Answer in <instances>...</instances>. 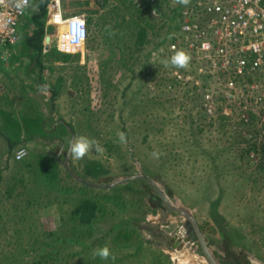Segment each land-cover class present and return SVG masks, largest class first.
<instances>
[{
  "label": "rangeland",
  "instance_id": "rangeland-1",
  "mask_svg": "<svg viewBox=\"0 0 264 264\" xmlns=\"http://www.w3.org/2000/svg\"><path fill=\"white\" fill-rule=\"evenodd\" d=\"M138 1L80 0L77 7L68 1L90 19L91 33L85 44L72 47L61 41L70 18L64 25L52 18L55 34L44 51L71 57L66 66L52 67L49 79L53 86L64 79L60 104H46V86L33 95L44 101L38 107L0 104L19 120L44 116L53 135L49 145L26 148L61 163L58 180L45 184L33 166L1 170L0 151V264H208L191 224L161 203L148 182L98 188L135 176L149 178L173 208L193 215L220 264H264V120L253 115L245 122L237 93H227L223 77L210 75L220 68H210L182 43L194 38L183 34V9L191 23L210 22L199 1L166 0L161 11L155 7L154 39L143 47L138 20L148 8L139 9ZM180 43L177 51L186 49L190 63L165 66L175 54L172 44ZM81 136L101 150L76 160L68 148ZM86 202L97 205L90 225L75 215ZM125 232L130 240L116 239ZM104 246L114 262L94 256Z\"/></svg>",
  "mask_w": 264,
  "mask_h": 264
},
{
  "label": "built area",
  "instance_id": "built-area-1",
  "mask_svg": "<svg viewBox=\"0 0 264 264\" xmlns=\"http://www.w3.org/2000/svg\"><path fill=\"white\" fill-rule=\"evenodd\" d=\"M32 1L27 0V5L21 11L16 8L21 0H0L1 60L6 61L10 56V47L17 45L20 22L27 15ZM197 1L200 12L210 22L203 27L191 23L192 15L185 10L182 16L186 21L182 31L186 37L192 34L194 38L184 39L182 43L188 44L199 56L209 61L210 68H220L210 75L216 81H220L218 77H223V90L237 93L239 104H244L242 119L245 122H249L253 115L263 121L264 0ZM51 10L57 21H63L61 0H51ZM62 38L67 45L77 46L85 39V33L83 37L79 32L74 36L67 33ZM180 47L181 43L172 44L171 51L176 52Z\"/></svg>",
  "mask_w": 264,
  "mask_h": 264
},
{
  "label": "trees",
  "instance_id": "trees-1",
  "mask_svg": "<svg viewBox=\"0 0 264 264\" xmlns=\"http://www.w3.org/2000/svg\"><path fill=\"white\" fill-rule=\"evenodd\" d=\"M86 1L90 2V0H86ZM89 2H86L87 6L89 5ZM138 2L139 5H137V7L139 9L141 8V6L144 5L148 8V12H145V17L140 16L138 20L141 26H139V31L137 30V34L139 36L138 37L139 43L143 47L147 43V41L154 39V35L150 33V31L153 32L154 30L153 29L154 22L152 19H153V14L157 11L155 10L156 9L155 7H157L158 10L161 11L160 9H162V6L166 2V0H154L153 1L154 4H151L150 0H147V3L143 0L142 1L139 0ZM34 3L36 4L34 5ZM49 6H50V0H34L30 8L28 9L27 15L21 20L20 28L22 22L24 21L22 24V29H23L22 36L26 39L24 45L22 46L24 48V53L34 52L37 54V56H39V58L40 56L42 57V54L44 53L45 50L44 47L45 38L50 36L46 28V19H47ZM182 12L183 11H181L180 13V19L183 18ZM88 23L90 25L89 18H88ZM20 28H19V40H20ZM28 31L32 33L31 36L29 35ZM50 31H52V28L50 29ZM19 40L15 47H10L9 49L10 57L17 50L16 48L19 46ZM50 52L51 55L49 60L52 59L53 63L62 62L65 65L71 63L70 55L60 54L59 51H57L54 48H52V51ZM1 61L4 62L3 60ZM37 65L39 70H44L43 69L44 67L42 66V59L38 60ZM52 65L55 66L56 64H52ZM51 70H53L52 67ZM64 85H65L64 79L60 77L56 81L55 86L51 85L50 87H47L45 89L47 90L46 92H51L50 94L52 96V99L53 101H55L61 95ZM0 115L6 118L5 135L7 142H9L11 152L14 151L16 148L21 150L25 149L26 147L24 145L33 141L34 135L40 136L44 140H48L53 136L50 131L46 130V127L44 125L45 121L42 119L26 120L24 121L25 122L24 126H21L18 123H10L12 121L11 115H6L2 112H0ZM43 159H41L42 161L40 160V163L38 164L39 178H41V181L44 182L45 184L54 183L59 178V174H60L59 166L61 164L60 159L53 158L52 156L47 160L46 159L43 160ZM88 174H91V172L88 171ZM159 201L162 203L160 199ZM96 211H97V205L92 204L91 202H86L76 209L75 215H79L81 217L82 223H85L86 225H90L92 220L96 216ZM112 232H114V229L112 230ZM193 236L195 237L194 234ZM116 239L117 240L123 239L128 241L130 240V234L128 232H125L124 234H119Z\"/></svg>",
  "mask_w": 264,
  "mask_h": 264
},
{
  "label": "crops",
  "instance_id": "crops-1",
  "mask_svg": "<svg viewBox=\"0 0 264 264\" xmlns=\"http://www.w3.org/2000/svg\"><path fill=\"white\" fill-rule=\"evenodd\" d=\"M61 1H62V14L64 15L65 18L67 16H68L67 18H71V17L82 14V11L79 8H78V11H75L71 9V7L68 4V1H71V4L76 3L74 4L76 6L77 2H79L80 0H61ZM35 4L36 3H34V5ZM52 18H53L52 10L50 7H48L46 28L51 37L45 38V41H44L45 51L48 50L46 46L48 44L47 40L52 39L53 38L52 35L55 34V31L50 33L51 32L50 29L53 28L52 26L54 25V21L52 20ZM22 24L20 28L19 46L16 48L17 50L14 52V54L7 60L8 62H10V64L8 65L7 63H4L5 61L2 62L0 60V62L3 63V64L0 63V104H33L34 106L38 107L37 104H44V101L41 102L40 100L42 98H36V96L33 97V95L35 94V92H37L38 90L37 87L39 86L50 87L51 86L49 79L55 70L54 71H52L51 69L47 70V67L48 66L53 67L54 65L52 64L54 63L52 59L49 60L51 61V64L48 63L49 62L48 58H50V55H51V53L49 52L44 51V53L42 54V57L40 56V58L34 52L24 53V48L22 46L24 45L26 39L22 36V31H23ZM28 32H29V35L31 36L32 33L30 31ZM50 43H51V40H50ZM59 53L63 54L61 52ZM39 59L40 60L42 59V66L44 67L43 68L44 70L38 69L37 63ZM55 66L60 67V66H66V65L56 64ZM17 76H20L21 79L18 78ZM22 83L24 84V87L21 85ZM31 83L35 86V88L32 86ZM58 98L56 99V101H53L52 96L47 95V99L45 102L46 104H60L59 103L60 101L57 102V100H59ZM6 109L7 108L1 107L0 112L6 115H11L12 121L10 123H18L21 126H24V123H25L24 121L26 120L42 119L46 122V119L44 118V116L37 115V114L34 115L33 117L24 116L19 120L16 116H13V114H11L12 113L11 110H6ZM44 125L46 127V130L49 131L47 128V125L46 124ZM5 130H6V118L0 115V151L3 150L4 152L3 156L5 158V160L3 159L4 163H1V170H6L8 167V168H11L10 170L14 171V167H16L17 165H20L21 170L25 171L26 168L33 166L35 170V174L39 175V165L38 164L40 163V160L43 158L47 160L51 156H49L48 153L41 152L38 148L36 149H38L39 151H36L34 148L32 151L30 150L31 152L28 151L29 155L25 161L21 163L16 162L13 157H14V152L16 151L17 148L11 152L9 142H7L6 140ZM25 136H26V133H25ZM33 138H34L33 141L29 142L28 144L24 146L29 148L30 146H33V145H36L37 147H39L40 145L42 146L49 145L48 141L42 139L40 136L34 135Z\"/></svg>",
  "mask_w": 264,
  "mask_h": 264
},
{
  "label": "clouds",
  "instance_id": "clouds-1",
  "mask_svg": "<svg viewBox=\"0 0 264 264\" xmlns=\"http://www.w3.org/2000/svg\"><path fill=\"white\" fill-rule=\"evenodd\" d=\"M178 2L181 4L187 5L188 0H178ZM26 5H27V0H21L20 3L16 4V8L22 11ZM49 7L51 8V1H50ZM61 11H62V1H61ZM184 11L185 9H183V12ZM62 17L64 20L63 14H62ZM56 25H64V24H63V21L59 20L57 21ZM63 31H64L63 35H66L67 33H69L71 36L77 35L79 32V35L81 37H83L85 33V39L83 40V42H81L77 46H72V47H80L82 44L86 43L91 33V28L88 23V18H86V16L84 15H78V16L71 17L69 20L65 22V29ZM62 39L63 38H61V41H63ZM63 43L66 44V42H63ZM190 59L191 57L189 54H187L183 50H180V51H176L175 54L170 57V59H165L163 63L165 64V66H171L174 68H186L188 64L190 63ZM119 139L121 143L127 142V138L124 135V133L119 134ZM93 148H95L96 151L101 150L99 145H95L87 137L81 136L79 139H76L74 142H72L69 145L68 155L69 157L74 158L76 160H82L91 150H93ZM18 150L19 151L14 154L13 158L16 162L21 163L26 160V158L29 155V152L27 148L22 149V150L18 149ZM153 155L157 156L158 154L153 153ZM18 160H21V161H18ZM94 256H98L101 260H104V261H108L111 259L114 262L116 259L111 249L108 246H104L102 248H98L94 250Z\"/></svg>",
  "mask_w": 264,
  "mask_h": 264
},
{
  "label": "water",
  "instance_id": "water-1",
  "mask_svg": "<svg viewBox=\"0 0 264 264\" xmlns=\"http://www.w3.org/2000/svg\"><path fill=\"white\" fill-rule=\"evenodd\" d=\"M47 43L49 44L50 43V40H47ZM64 167L66 169H68V167L66 165H64ZM69 175L73 179L77 180L80 184H82V185H84V186H86L88 188H96L95 186L89 185V184L83 182L81 179L76 178L70 172H69ZM136 180H144V181L148 182L153 187V189L155 190V192L157 193V195L160 197V199L162 200V202L164 203V205L170 211H172L173 213L178 214L179 216H181L182 218H184V220L188 221L191 224V226H192V228L194 230V233H195V235L197 236V238H198V240L200 242L201 249H202V251L204 253V256L207 259L208 264H220L216 260V258L213 256V254L211 253V251L209 250V248L207 246V243H206V240H205V237L203 236V234L201 232V229H200V227H199L196 219L193 217V215L188 210H186V209H176V208H173L172 205L170 204L168 198L166 197V195L149 178H146L144 176H135V177L128 178V179H125V180H122V181H118L114 185H111V186H107V187L99 186L98 188H100V189L113 188V187H116V186H120V185H123V184H127L129 182L136 181Z\"/></svg>",
  "mask_w": 264,
  "mask_h": 264
}]
</instances>
